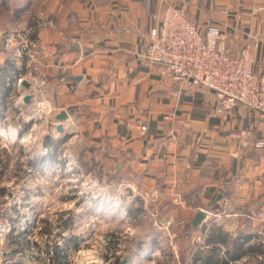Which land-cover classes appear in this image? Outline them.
Listing matches in <instances>:
<instances>
[{"label":"crops","instance_id":"obj_1","mask_svg":"<svg viewBox=\"0 0 264 264\" xmlns=\"http://www.w3.org/2000/svg\"><path fill=\"white\" fill-rule=\"evenodd\" d=\"M175 3L185 7L189 18L203 29L210 24L225 27L234 53L247 43L245 33L257 35L258 45L252 51L256 67L264 68V0ZM161 6L160 0H0V75L1 68L12 63L11 49L3 50L1 45L3 32L27 27L29 8L53 21V26L45 25L33 35L37 44L25 57L21 70V75L34 71L38 82H32L28 89L23 85L17 88L13 81L6 99L0 91V121L12 107L14 94L19 97L31 93V102L22 101L15 109L18 114H29L40 101L53 110L40 121L46 127L36 130L38 122L33 128L31 122L20 132V138L44 136L38 145L44 154L57 152L46 144V137L79 138L86 152L91 151L107 171L128 174L129 182L135 181L147 196L152 193L164 206L156 212L169 217L185 214L190 224L200 209L207 210L208 216L199 228L208 226V233L226 235L224 242H216L220 243L217 251L221 260L233 243H243L239 248L245 254L229 264H259L264 260V220L254 215L264 213V149H257L255 144L264 139V124L256 111L239 106L227 115L215 113L213 91L191 82H173L159 66L144 62L139 55L142 34L151 28L152 14ZM257 7L263 10L257 11ZM60 64L70 67L62 71ZM14 69L9 71L11 76ZM11 76L6 85H10ZM68 76L82 78L78 81ZM63 109L70 117L63 123L64 132L59 133L54 117ZM169 112L187 120L185 131L176 139L170 138L162 125ZM142 126H146L145 131ZM20 140L21 151L29 150L31 140ZM19 154L20 161L5 160L0 155V194L9 193L5 186L10 183L21 185L31 179L30 183L36 185L37 179L38 191L29 189L27 194L43 195L39 178L47 183L46 172L56 167V161L33 160L30 154L31 160H24L28 155ZM29 168L42 172L37 178ZM230 199L234 202L229 207L226 204ZM169 202H173L171 209L167 208ZM237 237L238 242L234 241ZM7 243L17 252L18 243L24 242L13 235ZM210 247L195 241L184 264H195L193 253L204 255ZM60 264L70 263L62 259Z\"/></svg>","mask_w":264,"mask_h":264},{"label":"built area","instance_id":"obj_2","mask_svg":"<svg viewBox=\"0 0 264 264\" xmlns=\"http://www.w3.org/2000/svg\"><path fill=\"white\" fill-rule=\"evenodd\" d=\"M160 2L162 6L152 14L153 25L142 34L143 46L139 55L144 62L150 66H159L162 74L173 82L181 85L191 82L213 91L216 99L215 113L227 115L239 106L245 110L256 111L260 122L264 124V68L256 67V57L252 51L253 47L258 45L257 35L245 33L247 43L238 53H234L229 48L228 31L225 27L210 24L203 29L189 18L185 7L176 6V0ZM256 10L261 11L263 7H257ZM26 13L30 19L27 27L4 31L2 34V48L11 49L10 59L16 71L23 69L25 57L37 44L33 40V35L45 25L53 26L52 20H45L43 12L29 8ZM117 31L121 32V29L118 28ZM69 67L64 64L58 65L62 71H67ZM23 80H28L31 85L33 82L35 85L38 77L32 70L25 75L19 73L14 76L17 88L22 85ZM23 96L13 95L12 107L6 109L3 120L10 119L8 114L11 110L15 112L19 103L23 101ZM52 110L47 102L40 101L25 118V113L20 111L24 123L16 124L14 127L17 140L22 139L20 132L27 124L34 122L33 128L34 124L41 123L40 121ZM16 118L18 120L19 117ZM162 125L168 136L176 139L185 131L187 120L181 114L169 112L164 115ZM141 129L145 131L146 126H142ZM255 147L263 150L264 139L257 141ZM28 170L35 172L34 176L38 178L37 169ZM29 180H25L21 185L8 184L6 187L9 193L0 194V197L10 200L11 196L16 195V200L21 203L23 198L26 199L28 196L29 189L38 191L37 183L31 184ZM35 181L38 182L37 179ZM36 197L31 194L27 199L33 200ZM233 202L230 199L226 206H232ZM7 203L11 206V202ZM19 214H22V211H14L12 207L0 209V264H60L62 259H66L70 264L111 263L112 257H108L109 253L95 245L86 249L84 243H63V240L59 243H36L38 242L36 230H41L43 225L33 227L32 219L15 221ZM254 217L264 220L263 211H258ZM13 235L19 241L27 237L30 243H18L17 252H13L9 247L10 243H7Z\"/></svg>","mask_w":264,"mask_h":264},{"label":"rangeland","instance_id":"obj_3","mask_svg":"<svg viewBox=\"0 0 264 264\" xmlns=\"http://www.w3.org/2000/svg\"><path fill=\"white\" fill-rule=\"evenodd\" d=\"M18 113L11 110L10 119L0 121L2 159L20 161L21 152L28 155L23 157L24 160H31L29 156L32 155L33 160L57 163L46 172L47 183L39 178L43 181V188L39 189L43 195L33 200H28L27 196L21 203L16 200V195L10 200L0 197V209L12 207L14 211H22L15 221L32 219L33 227L43 225L41 230H36V243H59L62 240L63 243H74L70 241L74 238L77 243H84L86 249L95 245L106 251L108 257H112V263L121 257L129 258L130 264H184L190 257L193 243L204 242L208 226L193 230L190 217L185 214L169 217L156 212L164 206L158 204L152 193L147 196L135 181L129 182L128 174L107 171L94 159L91 151L86 152V145L79 138L71 141V135H63L67 141L59 144L56 157L52 159L41 153L38 147L44 136L37 139L38 136L29 135L30 148L21 151L22 146L14 136L16 124L24 123ZM23 113L25 118L28 114ZM40 124L37 123L36 130L47 126ZM37 170L42 172V169ZM42 175L46 176L44 172ZM7 202H11V206ZM172 205L173 202H169L167 208L171 209ZM145 210L147 215L143 213ZM28 241L24 237L22 242Z\"/></svg>","mask_w":264,"mask_h":264},{"label":"trees","instance_id":"obj_4","mask_svg":"<svg viewBox=\"0 0 264 264\" xmlns=\"http://www.w3.org/2000/svg\"><path fill=\"white\" fill-rule=\"evenodd\" d=\"M5 68V69H4ZM1 68V70L3 71L2 75H0V91L2 90V98L6 99L7 97L10 96L11 91L13 89L12 87V83L14 81V76L18 75L19 73H23L24 71H16L12 65V63L7 62L6 67ZM13 69L15 70V72L13 73V75H10L9 71H13ZM11 76L12 78H10L11 80L8 82L10 83V85H6L7 84V77ZM2 111L0 109V117H2ZM29 125L26 126V128H28ZM46 144H49V146H53L55 149L58 148L59 144L64 143V141H66V137L61 138L59 140H54L51 139V137H46ZM57 152L53 151L50 152L48 154L49 158L52 159L54 157H56ZM45 158V157H44ZM216 206V205H215ZM240 237H237L234 241L238 242V239ZM248 239V236H246L245 238H243V241H246ZM213 240H215V243H211ZM226 240V235L223 236L222 234L219 233H215V232H210L207 233L205 240H204V244L206 245H210L211 247L209 249H207V253L204 255H201L200 252H195L193 253V263L196 264V262L200 261L201 264H229L230 261H236L239 258H241V256L243 254H245L242 249H240L239 247L242 246L243 243H233V247L231 249H227L226 251V256L223 260L220 259L219 257V253H218V244L220 243H216L219 241H225ZM70 241H73L74 243H77L76 239L74 238H70ZM131 261L129 260V258H121L118 257L113 263L111 262L110 264H130ZM259 264H264V260L262 259Z\"/></svg>","mask_w":264,"mask_h":264},{"label":"water","instance_id":"obj_5","mask_svg":"<svg viewBox=\"0 0 264 264\" xmlns=\"http://www.w3.org/2000/svg\"><path fill=\"white\" fill-rule=\"evenodd\" d=\"M70 79L72 80H78L80 81V79L82 77H72V76H68ZM22 85L25 86L26 88H30L31 87V83L28 80H23ZM33 98V95L31 93H27L22 97V100L25 104H29L31 102ZM69 114L66 111V109L61 110L60 112H58L55 117L54 120L56 122H58L59 125H57L56 129L59 133H63L64 132V122L66 123V121L69 119ZM222 197H218L216 200V204L220 201ZM208 216V211L204 210V209H200L196 215L194 216V218L190 221L191 227L193 230H197L202 224L203 222L206 220ZM1 217V215H0Z\"/></svg>","mask_w":264,"mask_h":264},{"label":"bare ground","instance_id":"obj_6","mask_svg":"<svg viewBox=\"0 0 264 264\" xmlns=\"http://www.w3.org/2000/svg\"><path fill=\"white\" fill-rule=\"evenodd\" d=\"M2 132V131H1ZM3 133V132H2ZM13 133V132H12ZM15 134V133H14ZM15 137L17 136L16 134L14 135ZM30 138V136L28 135V136H26V137H23L22 139V141H28V140H30L29 139Z\"/></svg>","mask_w":264,"mask_h":264}]
</instances>
